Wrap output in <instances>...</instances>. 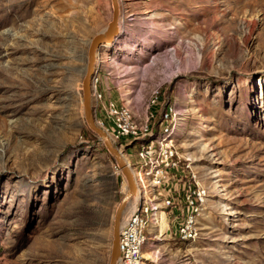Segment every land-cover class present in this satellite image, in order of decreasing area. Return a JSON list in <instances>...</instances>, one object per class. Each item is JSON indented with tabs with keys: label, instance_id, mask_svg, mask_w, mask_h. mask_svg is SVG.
Segmentation results:
<instances>
[{
	"label": "rangeland",
	"instance_id": "obj_1",
	"mask_svg": "<svg viewBox=\"0 0 264 264\" xmlns=\"http://www.w3.org/2000/svg\"><path fill=\"white\" fill-rule=\"evenodd\" d=\"M118 2L120 36L95 65L103 102L139 118L155 101L152 135L176 139L178 185L206 191L196 240L174 238L168 216L142 264H264V0ZM111 13L110 0H0V264H109L126 183L84 123L81 82Z\"/></svg>",
	"mask_w": 264,
	"mask_h": 264
},
{
	"label": "built area",
	"instance_id": "obj_2",
	"mask_svg": "<svg viewBox=\"0 0 264 264\" xmlns=\"http://www.w3.org/2000/svg\"><path fill=\"white\" fill-rule=\"evenodd\" d=\"M94 74L92 82V98L96 102L94 113L98 106L104 116L113 123L114 131H109L103 121L96 120V124L119 150L125 147L121 144L123 138H130L131 143L140 147L137 153L139 162L136 165L129 162L137 191L130 211L121 218L120 255L117 264H142L145 245H154V242L168 237L170 230L168 216L178 223L174 238L181 242L196 240L200 232L199 218L204 210L206 191L193 180L178 185L182 174L176 139L152 135L151 122L154 115L149 110H152L156 102L151 100L145 115L137 118L124 104L117 105L111 100L103 102V95L97 86V68ZM175 116L176 112L168 106L161 115V122L172 124ZM125 156L127 158L126 154ZM114 173L119 174L116 165ZM122 189H125V184ZM160 213L164 214L166 223L164 232L161 229L162 220L158 218ZM146 228L147 236L143 233Z\"/></svg>",
	"mask_w": 264,
	"mask_h": 264
},
{
	"label": "water",
	"instance_id": "obj_3",
	"mask_svg": "<svg viewBox=\"0 0 264 264\" xmlns=\"http://www.w3.org/2000/svg\"><path fill=\"white\" fill-rule=\"evenodd\" d=\"M112 13L111 20L105 30L92 37L88 44L86 53V65L81 82V103L83 111V119L87 128L97 137L106 151L112 157L117 169L121 173L125 183L126 192L120 199L113 217L112 239L109 250V264H117L119 251V229L123 211L128 202L134 201L136 198V184L129 166L126 165L121 153L126 154L127 148L134 145L131 143L122 150H118L110 140L109 136L96 124L94 106L92 104V82L94 78V70L98 55L101 48L113 45L120 36L119 25V4L118 0H110Z\"/></svg>",
	"mask_w": 264,
	"mask_h": 264
},
{
	"label": "bare ground",
	"instance_id": "obj_4",
	"mask_svg": "<svg viewBox=\"0 0 264 264\" xmlns=\"http://www.w3.org/2000/svg\"><path fill=\"white\" fill-rule=\"evenodd\" d=\"M119 3V2H118ZM118 40V39H117ZM116 43V42H115ZM114 43V44H115ZM108 46H110V45H108ZM107 46V47H108ZM108 61V59H107V56L105 55V56H102V57H99L98 58V60H97V62L98 63H106ZM96 65H97V63H96ZM55 66V64H49L47 67H54ZM84 70H85V68H84ZM95 71V70H94ZM95 75V74H94ZM93 88V87H92ZM119 150V149H118ZM120 151V150H119ZM121 156H122V158H123V160L125 161V163H126V165L127 166H129V168H130V165H129V162H128V160H127V158H126V156H125V154L124 153H121ZM131 170V169H130ZM133 175V174H132ZM134 177V176H133ZM131 206H132V201H130V202H128L127 203V205H126V207H125V209H124V211H123V216L122 217H125V215H127L128 214V212L130 211V208H131ZM158 218H160L161 220H162V223H161V229H162V232H164V230H165V228H166V223H165V220H164V214H162V213H160L159 215H158ZM121 224V223H120ZM143 257H148L146 254H143Z\"/></svg>",
	"mask_w": 264,
	"mask_h": 264
}]
</instances>
